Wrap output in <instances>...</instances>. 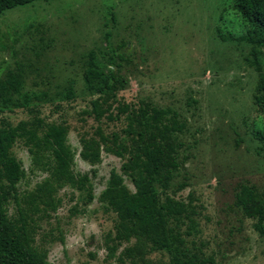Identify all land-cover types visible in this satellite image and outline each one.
I'll list each match as a JSON object with an SVG mask.
<instances>
[{
    "label": "rangeland",
    "instance_id": "obj_1",
    "mask_svg": "<svg viewBox=\"0 0 264 264\" xmlns=\"http://www.w3.org/2000/svg\"><path fill=\"white\" fill-rule=\"evenodd\" d=\"M233 1L37 0L1 12L0 79L21 70L23 80L7 103L0 99V121L15 126L40 119L41 126L68 128L74 171L88 173L98 193L110 171L121 173L123 160L103 153L91 166L78 155L80 139L94 136L97 127L126 142L129 136L125 114L99 122L84 110L94 96L83 77L92 54L99 69L111 68L121 79L115 114L119 104L138 109L148 103L185 122L182 164L167 192L193 208L195 230L187 234L186 220L180 226L187 251L209 264H264V234L236 202L243 186L264 191V156L254 134L262 119L253 102L258 72L251 45L220 38L247 30ZM259 59L264 72V53ZM11 153L24 169L20 206L36 220V245L56 264H114L106 258L105 237L114 234L116 215L69 188L59 191V208L46 213L32 199L46 172L23 140ZM36 203L39 209L31 211ZM8 212L16 214V206ZM135 258L169 264L165 251L148 246Z\"/></svg>",
    "mask_w": 264,
    "mask_h": 264
},
{
    "label": "trees",
    "instance_id": "obj_2",
    "mask_svg": "<svg viewBox=\"0 0 264 264\" xmlns=\"http://www.w3.org/2000/svg\"><path fill=\"white\" fill-rule=\"evenodd\" d=\"M34 1L37 0H0V13ZM232 6L242 16L247 30L239 36L220 35V38L251 45L250 53L258 72L253 102L262 119L261 127L254 134L261 143L264 156V72L259 59L264 53V0H234ZM83 77L87 89L94 94L87 102L85 112L99 122L103 118L113 121L125 114L129 140L126 142L117 133L107 135L97 127L94 136L80 139L78 155L91 166L101 163L103 153L116 156L123 160L121 173L110 171L103 188L95 194L92 177L74 171L75 152L68 141V128L61 124L41 126L40 119L32 123L22 121L15 126L1 120L0 264H56L50 259L48 249L36 245V220L28 213L29 208L20 206L22 197L18 183L25 173L21 162L11 153V147L18 140L24 141L33 163L46 172L32 196L42 205L41 210L55 212L62 203L59 191L69 188L85 192V203L95 199L104 212L116 215L114 234L105 237L106 258H114V264H125L126 257L132 264H140L135 256L143 246L165 251L169 255V264H209L184 247L186 241L180 226L186 220L187 234L195 230L193 208L167 192L174 173L182 164L180 134L185 122L169 110L148 103L138 109L119 104L115 114L112 103L121 79L111 68L107 71L99 69L92 54ZM22 80L21 70L8 71L5 78L0 79L3 103L9 101V95L20 92ZM70 93L69 90L67 95ZM236 202L248 217L257 220L254 226L264 234V191L259 193L252 187L243 186ZM10 204L16 206L14 215L8 212ZM36 209H39L37 203L31 211ZM132 240H135L133 247H124L117 253L124 243Z\"/></svg>",
    "mask_w": 264,
    "mask_h": 264
}]
</instances>
